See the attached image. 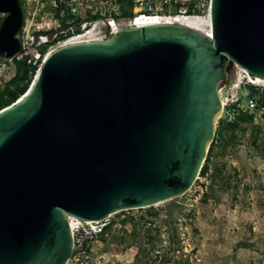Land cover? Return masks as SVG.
Listing matches in <instances>:
<instances>
[{
    "label": "water",
    "instance_id": "water-1",
    "mask_svg": "<svg viewBox=\"0 0 264 264\" xmlns=\"http://www.w3.org/2000/svg\"><path fill=\"white\" fill-rule=\"evenodd\" d=\"M0 57L21 49L23 0H0ZM210 37L159 23L45 59L0 110V264H65L66 216L103 220L188 192L234 67L264 81V0H210Z\"/></svg>",
    "mask_w": 264,
    "mask_h": 264
},
{
    "label": "rangeland",
    "instance_id": "rangeland-1",
    "mask_svg": "<svg viewBox=\"0 0 264 264\" xmlns=\"http://www.w3.org/2000/svg\"><path fill=\"white\" fill-rule=\"evenodd\" d=\"M200 19L204 23L208 21L206 15ZM202 28L209 29L206 24ZM239 72L234 67L224 82L234 81ZM260 85L264 88V82ZM255 123L264 131V120L257 119ZM243 127L248 130L237 144L217 158L218 163L225 164V172L231 177L230 188L219 189L214 199L202 202L209 179L198 177L192 188L181 196L153 206L118 212L112 216V221L120 226H111L107 241L95 244L87 259L70 264H134L136 249L122 242L123 238L129 241L130 225L122 226L121 220L147 216L153 210L160 212L179 204L194 211L196 232L191 231L186 220L177 223L181 250L172 257L180 259L182 254L187 255L192 264H264V151L261 146L258 149L252 146L250 127ZM160 220L165 219L159 216L156 226L162 227V245L167 247L169 228Z\"/></svg>",
    "mask_w": 264,
    "mask_h": 264
},
{
    "label": "built area",
    "instance_id": "built-area-1",
    "mask_svg": "<svg viewBox=\"0 0 264 264\" xmlns=\"http://www.w3.org/2000/svg\"><path fill=\"white\" fill-rule=\"evenodd\" d=\"M132 17H123L118 0H23L24 24L17 37L20 51L10 58L0 57V91L14 77L16 62L39 72L45 59L67 45L104 41L127 27H136V16L157 18L159 23L192 24L209 16L210 0H129ZM1 17V14H0ZM238 68V67H235ZM234 81L218 87L221 102L219 118L226 112L229 118L245 113L254 114V121L264 120V108L252 92H262L263 82L247 77L243 70ZM103 220L82 221L66 216L73 241L72 254L65 264L88 258L93 246L100 243L112 216Z\"/></svg>",
    "mask_w": 264,
    "mask_h": 264
},
{
    "label": "trees",
    "instance_id": "trees-1",
    "mask_svg": "<svg viewBox=\"0 0 264 264\" xmlns=\"http://www.w3.org/2000/svg\"><path fill=\"white\" fill-rule=\"evenodd\" d=\"M123 8V17H132L129 0H118ZM35 77V70L27 67L23 60L16 62V72L0 91V110L19 99L30 87ZM252 96H257L261 106L264 108V88L262 92H252ZM243 126H249L251 144L254 148L264 151V131L261 125H256L254 114L245 113L229 118L225 112L217 121L214 138L209 144L207 157L199 173L200 178H208L209 184L206 191L202 193V202L215 198L217 190L230 188V175L225 172V164L218 163L217 158L223 156L225 152L237 144L239 137L248 130ZM259 142V144H258ZM197 182V181H196ZM163 216L165 220H160L168 225L170 237L168 246L163 247L161 226H156V219ZM186 220L192 232H196L194 227V211L186 210L182 204L170 205L159 211H151L147 216L126 217L121 220L122 226L130 225L128 232L129 241H124L123 245L134 247L137 251L134 264H192L189 256L181 255L180 259L172 257L173 253H179L180 235L178 233V222ZM111 225L105 229V235L100 239L101 243L107 241L108 232ZM119 243V242H118Z\"/></svg>",
    "mask_w": 264,
    "mask_h": 264
},
{
    "label": "bare ground",
    "instance_id": "bare-ground-1",
    "mask_svg": "<svg viewBox=\"0 0 264 264\" xmlns=\"http://www.w3.org/2000/svg\"><path fill=\"white\" fill-rule=\"evenodd\" d=\"M202 23H203V25L206 24L209 27L208 31L203 30ZM133 24L136 27H143V26H147V25L159 24V20L157 18H144L143 16L139 17V15H138V16H136V19L133 22ZM183 26L195 29V30H197L199 32H202V33H204V34H206L207 36L210 37L209 16H208V21L206 23L202 22V20L200 19V20L195 21L192 24H186V25H183ZM243 73H245V72L243 71ZM245 75L247 77H250L246 73H245ZM255 80H256V82H259V83L264 82L263 80H260L258 78H255Z\"/></svg>",
    "mask_w": 264,
    "mask_h": 264
}]
</instances>
